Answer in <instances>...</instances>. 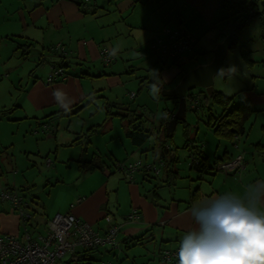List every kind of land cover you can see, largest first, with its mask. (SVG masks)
Instances as JSON below:
<instances>
[{"label":"crops","instance_id":"1","mask_svg":"<svg viewBox=\"0 0 264 264\" xmlns=\"http://www.w3.org/2000/svg\"><path fill=\"white\" fill-rule=\"evenodd\" d=\"M231 1H247L257 15L264 14V0ZM227 17L229 9L220 7L219 0H0V192L8 189L25 195L19 193L27 204L26 211L31 212L29 224L34 236L45 234L47 222L55 213L66 212L104 233V216L109 214L120 229L117 245L92 251L90 255L99 259L98 264H165L158 253L179 248L185 233L195 227L190 215L194 204L227 192L243 195L247 185L264 181V135L263 141H225L224 145L218 142L211 159L203 144L195 142L200 144L198 157L203 167L189 163V169L180 172L175 169V164H179L178 152L168 141L147 147L145 142L141 146L133 144L123 123L124 115L118 114L125 137L117 128L120 141H115L116 137L111 141L89 140L102 130H114L112 118L117 116L108 118L107 114L106 119L99 121L91 117L87 122L80 117L86 109H100V101L92 99L104 88L113 91L129 85V98L139 101V95L150 99V92L145 89L155 86L157 90L151 92L160 101V91L173 88L177 82L172 81L181 78L182 70L211 60V56L202 55L208 47L199 48L198 43L207 42V46L214 47L223 36L234 33L236 46L251 51L253 60V66L244 64L245 69L238 72L246 88L236 95L239 101L244 99L250 104L252 113L246 121L250 129L254 119L259 132H264V49L254 56L255 44L245 34L246 29L253 28L260 39L264 21L253 19L247 27L236 31L234 18ZM164 28L190 34L195 46L191 44L190 49L175 58L189 64L186 69L177 64L153 74V63L157 61L151 48L157 40L167 44ZM56 44L62 45L63 58L58 56ZM19 46L30 50L32 47L35 53H20ZM103 50L111 55L107 64L101 60ZM60 63L65 76L48 84L46 78L52 65ZM135 83L139 84L138 93L134 92ZM109 97L116 103L120 98L117 93ZM187 103L194 115L199 114L194 95L187 98ZM163 104L169 106L166 101ZM166 109L165 116L148 122L150 127L145 123L146 129H154L149 139L154 136L158 141L159 132L164 137L168 135L161 127L163 121L174 119L171 115L177 108ZM67 116L82 119L80 130L63 127L61 120ZM209 116H213V111ZM162 117L166 119L162 121ZM184 125L191 126L186 122ZM82 135L86 141H81ZM87 143L85 151L83 144ZM238 155H243V170H216L217 163ZM140 157L146 160L144 166L158 167L161 161L158 175L140 170L135 172L134 182H129L115 169L116 163L133 162ZM98 158L102 165L90 169L87 163ZM78 199L81 201L77 203ZM132 211L137 217L128 220ZM21 225L11 202L0 201V233L19 238L23 233ZM82 252L83 249H76V253ZM143 252H148L149 258L138 263L135 259Z\"/></svg>","mask_w":264,"mask_h":264},{"label":"rangeland","instance_id":"2","mask_svg":"<svg viewBox=\"0 0 264 264\" xmlns=\"http://www.w3.org/2000/svg\"><path fill=\"white\" fill-rule=\"evenodd\" d=\"M259 9L263 10V7H261L260 4H259ZM258 18H261L264 21V14L262 13V15L260 14V15H258V17H254V19L259 22ZM224 27H226V29L231 30L230 26L227 24H225ZM245 34L247 36H249V38H251L255 44V46H253V48H254L253 49V55L254 56L260 55L263 52L264 43L261 39H259V37L256 36V31H254L253 28H249V29L245 30ZM192 46H195V45H193V43H192ZM197 47H199V48L204 47L205 49L208 47L206 49L207 51H206L205 55H203V57L211 56V58H212L211 51L214 48L213 45L211 47V45L207 46V42L205 43V45L203 42H201V43H198ZM29 48H24V49L21 48L22 50H20V53L24 52V53H27V55L35 53L34 48L31 47V50ZM202 61H203V59L200 60V62H202ZM244 63L245 62L242 59L241 54H240V46L238 45L235 48H232V49L230 48L227 50V52L225 54L223 64H222V72L220 74H217L214 77V85H213L214 90L220 91L224 95V97H227V98L232 97L233 98V101H232L233 103H231V109L234 107H237L239 103L245 102L244 99H241L239 101L238 100L239 98L237 97L238 94L236 95V93L240 89L246 88L242 85L243 82H245V80L241 79L242 77H238L241 75L238 73L239 71H241L240 69H245ZM185 64H183V67L187 68V65H189V64H187V65H185ZM153 66H154L152 68L153 74L154 73L157 74L158 71L161 72L162 69H161V66L159 63L158 64L153 63ZM66 68H69V70L71 71L70 67L66 66ZM169 68H174V66L171 65ZM165 70H168V69H165ZM137 71H138V68H137ZM135 73H139V72H135ZM144 76H146V75H144ZM59 79H61V78L59 77L56 80H59ZM178 80H179V78H176L172 82H174V81L178 82ZM150 85H151L150 83H146V86L149 87ZM163 86H167V84L163 85ZM128 87H129V85H127V86L125 85L124 88H121L120 90L115 88V90H113V91L111 89L104 88L100 92L95 93V95H94L95 97L92 100L95 99L96 101H100L99 102L100 109H97L96 107L90 108L91 110L88 112L86 109V110H84L83 114L80 115V117H82V119L84 118V120L86 122L91 117L94 118V120H96V121L103 120L104 118L106 119L107 114L109 115L108 118H110L112 116L113 117L117 116V117L112 118L114 130H109V129L102 130L97 135H92L89 139L90 141H111L112 139L114 140V137L117 138L115 141H120V139H118L117 128H120V130L122 132L121 136H122V138H125L123 135L124 134L123 127L121 126L122 122H121L120 118H118V114H120V115L130 114L131 116H134V117H137L138 114H142L143 115L142 116L143 124L145 125V123H146L147 127H150V125H152V124L149 125L148 122H152L154 119L159 118V116H161V115L165 116L164 112H166L168 110L166 108L170 107V109H171V107H172V109L175 110L178 106L177 100L164 98L161 94H159V97L161 98V100L157 101L154 94H152V92H151V90H154L153 87H151V90H149V88L145 89V92H150V95H149L150 99L147 97H145L147 100L144 99L143 97L139 98V96H140L139 95L137 97L139 101H136L135 98H129L130 97L129 96L130 91H126L128 89ZM138 87H139V84L135 83V87H134L135 93L139 92ZM113 93H117L120 96V98H118V100H119L118 102H121V103L116 104V108H115V106H110V105L116 103L114 99H110V97H109ZM188 93H192L196 97V99L198 100V106H199V114L194 115L193 110H191L189 108L190 105L188 103L186 104V108H185V110L187 111L186 123L191 124V126L188 127V126L184 125L185 122H183V123L179 122L176 126L175 131L173 132V134L170 137H166V136L164 137V133L159 132L158 136H157L158 141H155L154 140L155 137L152 136L151 139H149L148 141H146L144 143V146L147 147V146H152V144L153 143L155 144L156 142H158L157 145H160V143L162 141H168V143H170L173 146V150H177V152H178L179 164L178 163L175 164L176 165V168L174 166L175 169H178L181 172L183 169H189L187 166V165H189V163L192 165H195L196 159L199 158L198 155L201 154L199 152L200 144H198V145L194 144L195 142L198 143V141H200L203 144V146L205 147L204 152L209 156L210 159L213 158V156H214V152H215V149H216L218 142H221V144L224 145L225 141H263L262 136L264 135V132H262L261 130H260L261 133L259 132V130L257 128V124L254 121V119L252 121V122H254L252 129H250V127L247 125L246 122H245L246 125L244 124V126L246 127L245 129L246 130L249 129V132L246 136L245 135L244 136H235L230 140L229 139L228 140L223 139L221 136H219L215 133V131L212 127H209L206 124L207 121L212 123V124L214 122H216V120L219 116L218 111L220 112L222 107L220 105H217L216 103H214L212 100H208V101L204 102L203 96L205 94H204V89H202V88L191 89L188 91ZM164 101H166L169 104L168 107H165V105L163 104ZM145 102H146V104H145ZM118 105H120V107H119L120 109L117 108ZM207 106L211 109L210 111H208ZM211 111H213V116L210 117V119H209L208 116L211 113ZM80 117H74V118H69L68 116L63 117L61 120L62 124L64 125L63 127L69 126L73 130H80V127L82 125V119H80ZM122 119H123V123L125 125H127V122H126L127 118H122ZM86 126H89V125H86ZM188 129H189V131H188ZM85 131H83V132L85 133ZM186 136H187V138H186ZM77 138H79V137H77ZM80 138H81V141H86V137H84V135H82ZM83 146H84L83 147L84 150L86 151L88 146H89V143L83 144ZM103 149L106 151L107 147H103ZM221 153L222 152H219V154H221ZM52 156H53V153H52ZM191 157L195 158L194 162L191 161ZM216 157H220V156L218 155ZM140 160L142 161L143 165L147 164V163H145L146 160L144 157H140ZM223 161H226V160H223ZM223 161H220L219 163H221ZM152 174L155 175L153 172H152ZM1 178H2V180L4 179V177H1ZM2 190H4V189H2ZM19 193L20 194H23V193L21 191L18 192V195L23 197ZM34 220H36V218H34ZM26 226L29 228L28 223ZM22 228L23 227L21 225V231H22ZM46 228H45V230H46ZM29 230H30V228H29ZM30 233H31L32 237L36 236V235L34 236L31 231H30ZM19 234H20V229H19ZM99 248H101V247H99ZM84 251H86L88 253L87 249ZM92 251H93V249H91L90 253ZM158 255H159V253H158ZM147 256H149V253L143 252L137 259H135V261H137L138 263L145 262V260H147L149 258V257L147 258ZM89 259H91V260L88 262V264H98L97 261H99V259L97 257H91ZM72 264H80V263L78 261L73 260Z\"/></svg>","mask_w":264,"mask_h":264},{"label":"built area","instance_id":"3","mask_svg":"<svg viewBox=\"0 0 264 264\" xmlns=\"http://www.w3.org/2000/svg\"><path fill=\"white\" fill-rule=\"evenodd\" d=\"M221 2L225 3L227 9L236 8L239 11L243 10L247 15H253L255 13V10L247 1L242 8L234 6L231 0H219V4ZM162 32L164 37H166L167 44L164 43V40H157L152 44V48L164 50L163 53L166 54L165 56L183 54L186 50L190 49L189 47L192 41L190 35L183 37V33L180 30L170 31L166 28ZM56 47L62 51L61 46L57 45ZM101 60L104 64L111 61V55L107 50L102 51ZM63 76H65L63 68H52L47 75L46 82L50 84L57 78H62ZM173 117L174 115H171V118ZM192 160L194 161V158ZM161 164V161H158V167L152 164L146 166V168H150L154 174H158ZM142 167L141 160L116 164L117 170L121 171L129 181L133 180V174ZM215 168L224 173L243 170V155H238L218 163L215 165ZM4 200L10 201L17 210L22 222L23 234L22 238L19 239L14 235L0 233V264H63L62 259L69 254L76 253L77 248L86 250L88 248L105 246L116 247L117 245L119 226L114 224L113 218L109 214L104 216L107 230L103 234L94 230L89 223L66 212L55 213L47 222L45 234H37L35 237H32L30 230L26 226V221L31 217V214L26 211L27 204L23 202V198L16 191L11 192L5 190L0 192V201ZM80 201L81 199H78L77 203ZM136 215V212L132 211L128 216V220L136 218ZM178 250H161L159 253L160 260L165 264L178 261ZM101 264L109 263L102 262Z\"/></svg>","mask_w":264,"mask_h":264},{"label":"clouds","instance_id":"4","mask_svg":"<svg viewBox=\"0 0 264 264\" xmlns=\"http://www.w3.org/2000/svg\"><path fill=\"white\" fill-rule=\"evenodd\" d=\"M190 215L195 227L181 240L179 264H264V181L243 195L206 198Z\"/></svg>","mask_w":264,"mask_h":264},{"label":"trees","instance_id":"5","mask_svg":"<svg viewBox=\"0 0 264 264\" xmlns=\"http://www.w3.org/2000/svg\"><path fill=\"white\" fill-rule=\"evenodd\" d=\"M225 6H226L225 3L221 2L220 7L223 8ZM234 6H236L237 8H242V6H244V3H234ZM257 16L258 15L256 13H254L253 15H247V13H245L243 10L239 11L236 8L229 9V18L230 17H234V22H236V24L233 25V29L236 30V31H240V30L244 29L245 27H247L250 24V22L254 19V17H257ZM229 18L227 17V19H229ZM170 31H175V30H170ZM187 35H190V34L183 33V37H185ZM190 37H191V35H190ZM165 39H166V37H165ZM260 39L264 43V34H262L260 36ZM236 42H237V40H236ZM236 42L230 47L231 49L234 48V46L237 45ZM191 44H192V42L190 43V46H191ZM57 45H59L61 47H62V45L61 44H56L55 45V49L57 51L58 56L60 58H63L64 54H62V52L64 51V49L62 47V51H61L59 48L56 47ZM20 47L21 46H19V48ZM151 50L153 52V55L156 58V61H157L156 64L159 63L160 66H161V69L170 67L171 65H176V66H177V64L183 65L182 62L179 63L178 62L179 60L175 59V58L179 57V55L165 56L166 54L163 53L164 50H162V49L151 48ZM205 53L206 52L203 51L202 55H205ZM240 54H241L242 59L245 62L244 63L245 66H249V67L253 66V60L251 58V51L247 50L244 46H240ZM263 58H264V56H263ZM263 58H262V63L264 65ZM42 62H43V60H40V63H42ZM61 64L62 63H60L59 65H56V66L63 68V71H64V67ZM56 66L52 65V68H56ZM185 72H186L185 70H182L181 74L183 75ZM64 73H65V71H64ZM140 84L141 85L144 84L143 81L142 82L140 81ZM204 94H205L203 96L204 102H206L208 100H212L214 103H216L217 105H220L222 107L221 111L219 112V116H218L216 122H214L212 124V123L207 121L206 124L209 127H212L214 129L215 133L217 135L221 136L222 138H231L232 139L235 136H244L245 133H246V130L244 129V124L249 119V117H250V115L252 113L251 108H250V104L247 103V102H242V103L238 104L237 107H234V108L231 109V103H233L232 102L233 101L232 97H229V98L224 97V95L221 92H218L216 90H213V92L210 95H207L205 91H204ZM186 95H187V97L193 96V94H189V93H187ZM164 98L177 100V103H178V98H176V97L175 98L164 97ZM116 104H118V103H114V104H112L110 106H116ZM119 107H120V105L117 106V108H119ZM207 109H208V111H210V108L208 106H207ZM2 114L5 115L6 111H3ZM7 114H10V112H8ZM124 116H125V118H127V128H128L127 135H128V137L133 139L132 142L136 146H141L144 142H146L149 139V137L151 135L154 134V132H153L154 129L153 130L152 129H146V126L143 124V120H142L143 119L142 118L143 115L142 114H138L137 117L131 116L130 114H126ZM208 117L210 119V117H212V116H208ZM162 118H163L162 121L166 119L165 117H162ZM179 122H181V123L186 122V119L177 120L176 124H178ZM166 124H167V121H163V126L164 127L162 126L161 128H163L164 131H165ZM157 133L158 132H155V134H157ZM166 136L170 137L171 133H169ZM79 140H80V138H79ZM199 152H200V150H199ZM173 155H175V152L173 153ZM198 156L201 157V155H198ZM192 158H194V157H191V161L194 162L195 158H194V161L192 160ZM120 163H130V162L121 161ZM87 164L89 165V168L91 169V168L100 167L102 165V162L98 158V159H94V160L89 161ZM116 164L114 166H115V169L117 170ZM194 166L199 167V168L203 167L202 161L199 158L196 159V162H195ZM145 168H146V166L144 167V165H143V167L140 168V170L141 171L142 170H146L147 172H150V173L153 172L152 169H150V168L145 169ZM160 170H161V167H160ZM134 174H133V180L132 181H129L124 176V174H123V176L129 182H134ZM155 175H158V174H155ZM7 190L8 189H6V191ZM2 191H5V190H2ZM8 191L12 192V190H8ZM30 214H31V212H30ZM30 220H31V217L26 221V225H27V223L29 224ZM114 224H115V222H114ZM31 227L32 226L29 224V228H31ZM101 234H103V233H101ZM117 236H118V234H117ZM21 238L22 237H19V239H21ZM98 248L99 247L88 248L87 249L88 253L86 251H84L82 253L69 254V255L65 256L62 259L63 264H72L73 260L74 261H78L80 264L81 263L82 264H84V263L88 264V262L91 260V259H89V258H91V256H90L91 249H93V251H94V250H96ZM176 249H179V248L169 249V250L174 251ZM80 254H82V255H80ZM176 262H179V261H176Z\"/></svg>","mask_w":264,"mask_h":264},{"label":"water","instance_id":"6","mask_svg":"<svg viewBox=\"0 0 264 264\" xmlns=\"http://www.w3.org/2000/svg\"><path fill=\"white\" fill-rule=\"evenodd\" d=\"M234 33H228L221 41L215 44L212 53V58L209 62L199 64L186 71L177 84L167 90L160 91L163 97L178 98V106L174 113V119L167 122L165 131L167 134L173 132L176 121L185 118L186 94L194 88H202L207 95L213 92L214 77L222 72V64L227 50L236 42Z\"/></svg>","mask_w":264,"mask_h":264}]
</instances>
